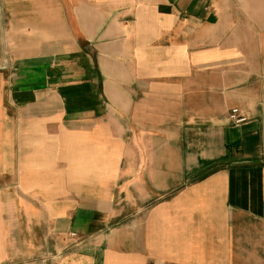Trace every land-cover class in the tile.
<instances>
[{"label": "crops", "instance_id": "crops-1", "mask_svg": "<svg viewBox=\"0 0 264 264\" xmlns=\"http://www.w3.org/2000/svg\"><path fill=\"white\" fill-rule=\"evenodd\" d=\"M249 5L0 0V264H264Z\"/></svg>", "mask_w": 264, "mask_h": 264}, {"label": "rangeland", "instance_id": "rangeland-1", "mask_svg": "<svg viewBox=\"0 0 264 264\" xmlns=\"http://www.w3.org/2000/svg\"><path fill=\"white\" fill-rule=\"evenodd\" d=\"M252 5H249L251 11L254 15V23L253 27L256 30H263L264 31V0H249ZM239 12H244L242 10L243 6H238Z\"/></svg>", "mask_w": 264, "mask_h": 264}, {"label": "built area", "instance_id": "built-area-1", "mask_svg": "<svg viewBox=\"0 0 264 264\" xmlns=\"http://www.w3.org/2000/svg\"><path fill=\"white\" fill-rule=\"evenodd\" d=\"M229 121H230V123H232L234 125H239V124H242V123L246 122L247 121V117L241 115L238 109H233L231 111L230 116H229ZM71 236L75 237L76 234L72 233Z\"/></svg>", "mask_w": 264, "mask_h": 264}]
</instances>
